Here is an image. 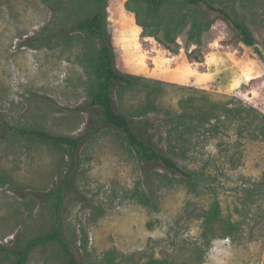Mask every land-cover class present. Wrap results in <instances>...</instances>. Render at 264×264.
Segmentation results:
<instances>
[{
	"label": "rangeland",
	"instance_id": "1",
	"mask_svg": "<svg viewBox=\"0 0 264 264\" xmlns=\"http://www.w3.org/2000/svg\"><path fill=\"white\" fill-rule=\"evenodd\" d=\"M212 2L250 30L256 51L203 9L163 10L210 24L190 40L188 24L166 37L149 16L147 29L137 24L131 0L107 2L116 68L132 78L114 87L116 110L196 177L151 165L150 194L123 135L86 103L99 43L71 27L94 0H0V264L51 230L53 201L34 194L66 175L61 235L82 264H264V0ZM5 123L80 139L75 167L62 150L5 135ZM66 259L52 243L26 264Z\"/></svg>",
	"mask_w": 264,
	"mask_h": 264
},
{
	"label": "trees",
	"instance_id": "2",
	"mask_svg": "<svg viewBox=\"0 0 264 264\" xmlns=\"http://www.w3.org/2000/svg\"><path fill=\"white\" fill-rule=\"evenodd\" d=\"M136 7L129 8V11L134 14L137 24L143 30L147 29L145 22L140 20L141 15L150 17V24L153 28L152 32L163 28L166 31V37L169 31L179 33L188 24L187 31L188 39L198 40L200 35L209 29L208 22H199L197 20H189L187 22L185 16L177 17L174 13L170 15L163 14L166 7L179 5L181 8L188 9H203L206 14H215L219 19L226 23L238 37L242 45L255 50V39L250 30L242 23L235 20L231 14L225 9L215 7L212 0H131ZM108 0H94V10L90 17L81 20L72 25L73 32L80 33L85 37L98 41L99 48L97 49L94 60V86L93 92L86 102L88 107L95 109L100 114V122L110 128L120 132L123 135V140L127 147L133 151L136 159L144 165L145 170H142V183L146 191L150 194L153 191L154 181L147 173L151 165H159V167L175 176H179L188 182L196 181L194 173L181 167L174 159L169 157L149 138L139 134L140 123L129 119L120 114L114 105L112 92L116 86H129L132 78L121 74L116 68L115 53L109 36L106 33L105 18ZM164 23V26H162ZM149 27V26H148ZM151 32V33H152ZM153 34V33H152ZM153 37H156L153 34ZM169 39V37H168ZM258 53V52H256ZM180 116H186L182 114ZM4 134L10 136H18L34 141H39L59 150H62L70 160V166L75 167L77 163V155L80 148V139L58 136L50 134L40 129L16 128L8 124H4ZM69 188V176H65L59 183L56 189L45 194L35 193L43 197H50L53 201L51 208V230L45 234L36 236L28 240L22 247L14 249L11 253L14 257L13 264H26L31 252L41 246L52 243H58L66 256V264H82L69 245L62 239V223H61V208L64 201V192ZM16 193H21V190L15 189ZM21 195V194H20ZM217 211L210 216L204 218V230H207L212 225L211 218H215ZM148 264H167L162 261L151 260Z\"/></svg>",
	"mask_w": 264,
	"mask_h": 264
}]
</instances>
